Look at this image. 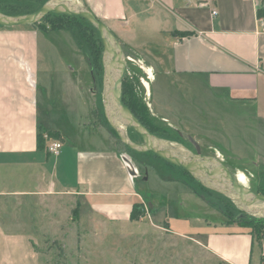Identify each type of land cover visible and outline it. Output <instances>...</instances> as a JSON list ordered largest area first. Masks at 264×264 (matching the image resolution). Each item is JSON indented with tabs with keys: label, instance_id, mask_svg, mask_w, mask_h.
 Returning a JSON list of instances; mask_svg holds the SVG:
<instances>
[{
	"label": "crops",
	"instance_id": "1",
	"mask_svg": "<svg viewBox=\"0 0 264 264\" xmlns=\"http://www.w3.org/2000/svg\"><path fill=\"white\" fill-rule=\"evenodd\" d=\"M84 1L137 60L147 62L155 80L160 73L175 77L176 90L178 85H183V91L201 89L206 100L221 98L244 107L264 104V32L259 25L264 20V0ZM57 31L61 30L0 26V264H57L39 246L35 220L25 216L45 222V229L58 236L59 242L54 243L58 252L62 247L67 252L66 264H103L107 257L115 264H145L142 257L135 263L126 258L123 262L119 256L122 248L126 253L132 249L137 231L104 227L132 224L133 204L142 208L146 203L112 138H103L106 134L102 132L97 143L78 142L95 80L86 56L76 52L74 40L65 41L68 54L59 65L47 51L41 57L42 38ZM182 32L193 34L179 36ZM57 76H61L58 82L63 83L60 87L66 96L63 99L60 94V101L73 104L64 113L73 110L81 119L72 135L50 125L56 117L51 103L60 88L53 86ZM77 104L89 106L87 113L79 112ZM162 119L178 126L167 116ZM41 128L57 130L60 135L44 134L43 149L37 146ZM52 140L62 143L57 155L46 150ZM75 207L81 214L89 212L77 221L88 222L90 228H73L71 223L77 222L71 216H81L70 215ZM64 222L75 244L69 251L72 241L64 234ZM204 229L202 233L201 229L191 233L168 230L193 250L200 245L219 264H264V239H255L249 227L223 220ZM164 232L161 241H153L163 245H155L161 252L166 245ZM138 235L143 237L144 232Z\"/></svg>",
	"mask_w": 264,
	"mask_h": 264
},
{
	"label": "rangeland",
	"instance_id": "2",
	"mask_svg": "<svg viewBox=\"0 0 264 264\" xmlns=\"http://www.w3.org/2000/svg\"><path fill=\"white\" fill-rule=\"evenodd\" d=\"M7 2L20 4L25 0ZM1 3L0 1V5H2ZM57 37L62 38V40H58ZM45 39L48 40L49 44L45 43ZM65 41L74 42L70 33L65 30L53 32L48 37L42 38L41 57L44 58L47 51V55L53 58L54 64L59 65L61 58L65 59L68 54ZM121 45L125 55L132 59L127 58L124 78L126 75L134 80L135 94L145 105L144 119L153 126L171 133V137L164 140L178 143L193 151L192 145L186 138L177 137L175 134L178 130L186 132L199 143L203 154L217 156L240 184L264 195V104L244 107L240 103L229 104L221 98L217 100L212 97V101L206 100V94L201 89L195 91L194 88H187L186 91H183V85H178L176 90L175 77H164L160 73L155 80V74H152L146 64L147 62L137 60V56L133 52L131 53L124 44L121 43ZM46 47L47 49H45ZM76 52L83 54L79 49ZM81 64L83 70H87L85 63ZM59 78L61 76L52 79L53 86L58 88L63 85V83L59 84ZM61 89L62 87L55 90L51 103L56 117L50 125L61 131L62 134L72 135L75 130L78 131L80 128L79 121L81 123V119L77 114H74L73 110L70 111L72 113H68L69 111L64 113L67 110L66 107L73 104L69 100L60 101V94L63 95V99L66 97ZM89 91L91 93H88L89 100L87 102L90 103V110L89 106L86 108L82 104L80 106L77 104L79 107L76 106L79 112L84 114L87 113L86 110H89L87 118H84L85 116H83L84 119L82 118V135H80L78 142L81 145L97 143L99 142V134L102 132L106 134L103 138H112L114 148L118 149L136 169L135 174L131 176L138 190L142 192L148 210L146 213L142 207L140 209L143 210L142 216H138L132 224H107L104 226L111 230L137 231L135 237L132 238L134 243L131 245V250L134 252L130 249L127 253L126 251L122 252V248L119 254L123 258V262L126 261V258L128 262L138 263V259L142 257L145 264H219L215 259L204 254L200 245L193 250L187 244L179 243L168 229L170 227L188 233L198 232L201 229L199 232L202 233L206 230L204 229L206 226L219 225L223 220L238 222L242 216L240 209L228 197L208 188L192 176L184 174L179 167L167 164L148 152L131 153L122 145L117 144L105 120L102 117L98 118L97 113H94L96 103L102 97L100 84L98 85L96 81L93 82ZM183 93H185L184 96ZM256 114L259 116L256 117ZM163 115L170 118L178 126L167 124L162 119ZM84 122L86 123L84 124ZM126 130L129 134L130 127H127ZM136 142H141V138H137ZM105 143L103 139V144L105 145ZM172 179H179L188 184ZM192 188L196 190L198 195L193 192ZM88 214L89 212L81 214L76 207L70 209V215H81L71 216L73 222L75 220L77 222L76 224L71 223L73 226L75 225L73 228L77 227L78 231L90 228L88 222L78 223L77 221L80 217L88 216ZM248 216L250 218V215ZM248 216L245 218L249 219ZM25 217L30 219L32 217L37 224H34V231L37 232L39 246L49 254L55 263L66 264L67 252L63 247L58 252V244L54 243L59 242L58 236L50 229H45V222H37L35 216ZM37 219L39 220V218ZM70 221L72 222L71 219L68 220V222ZM63 224L64 234L67 235L66 232L69 231V227L65 222ZM68 225L70 224L68 223ZM163 229L165 230L166 245L165 251L161 252V249L158 250L155 247L158 243H153V241L155 239L161 241L162 235L160 234L161 231H164ZM138 231L141 234L144 232V236L140 237ZM66 237L72 241L70 235ZM111 238L113 237L107 239L112 240ZM69 244L67 246L68 251L75 246L74 241ZM123 245L125 244L123 243ZM162 246L160 244L158 248H162ZM103 264H115V262L107 257V262Z\"/></svg>",
	"mask_w": 264,
	"mask_h": 264
},
{
	"label": "water",
	"instance_id": "3",
	"mask_svg": "<svg viewBox=\"0 0 264 264\" xmlns=\"http://www.w3.org/2000/svg\"><path fill=\"white\" fill-rule=\"evenodd\" d=\"M49 13L67 14L88 20L97 30L102 43V107L109 126L117 138L136 152H150L159 159L179 167L210 189L228 197L242 213L264 218V195L240 184L228 167L217 157L201 153L199 143L187 133L178 132L192 145L193 151L178 143L165 141L151 133L122 102V84L127 56L109 27L87 6L84 0H47L27 14L7 15L0 12V26L31 25ZM132 128L141 142L131 140L126 128ZM128 165L130 161L124 158ZM130 175L135 174L132 166Z\"/></svg>",
	"mask_w": 264,
	"mask_h": 264
},
{
	"label": "trees",
	"instance_id": "4",
	"mask_svg": "<svg viewBox=\"0 0 264 264\" xmlns=\"http://www.w3.org/2000/svg\"><path fill=\"white\" fill-rule=\"evenodd\" d=\"M0 1L2 2L1 3L2 5H0V12L7 14V15H19V14H27V13L35 11L47 0H25V2H22L20 4L17 2L19 0H12V1H16L17 4L7 2L11 0H0ZM31 25H34L43 31H50V30L68 31L71 37L73 38V40L75 41L78 49L86 56V59L89 63L94 80L97 82L98 85L100 84L102 88L103 47H102V43L100 41L96 28L88 20L78 17V16H72V15H67V14L49 13L48 15L44 16L38 22L31 24ZM184 33L193 34V32H182L181 34H178V35L181 36ZM121 99H122V102L133 112V114L137 117V119L151 133L155 134L156 136L162 139L171 137L170 132L164 129H159L153 126L152 124L148 123L144 119L143 116L145 113V105L139 100V98L135 94L134 80L132 78H129L126 75H125V78H123ZM94 113L95 114L97 113L96 116L98 118L102 117L105 120L106 124L109 126L107 119L105 118L104 112H103L102 97L99 99L98 103H96V110H94ZM109 131L111 135L116 139L117 144L122 145L123 148H126V150L130 151L131 153H137L136 151L125 146L117 138L114 130L110 126H109ZM44 134H46L47 137L58 138L60 136L57 130H45L44 128L39 129L38 134H37V146L39 149H43L45 147L44 145H45L46 138ZM175 134L177 137L180 136L177 131ZM129 136L131 140L135 142L137 138H140V136L132 128H130ZM148 153L153 155L150 152ZM154 156L155 155H153V157ZM182 172L184 174H188L184 170H182ZM172 180L176 181L179 179H172ZM179 181H182V180H179ZM182 182L185 184H188L185 181H182ZM192 190L194 193L198 195V193L196 192L194 188H192ZM140 206L141 205L136 204V203L133 204L131 215H130L131 220H136L138 216H142L143 210H140L142 209L140 208ZM249 219H252V220H249ZM249 219L245 218L244 220H242L239 218L238 223L242 226L249 227L251 230L250 233L253 235V237L259 241H262L264 239V218L250 217Z\"/></svg>",
	"mask_w": 264,
	"mask_h": 264
},
{
	"label": "built area",
	"instance_id": "5",
	"mask_svg": "<svg viewBox=\"0 0 264 264\" xmlns=\"http://www.w3.org/2000/svg\"><path fill=\"white\" fill-rule=\"evenodd\" d=\"M211 14L212 15H216L217 14V10L216 9H212L211 10ZM260 31L261 32H264V20H262L260 23ZM128 59L132 60L129 56H127ZM61 147H62V143L59 141V140H52V141H49L46 145V150L50 153V154H54V155H57L59 154L60 150H61ZM125 158V156H124ZM127 167L131 168L132 165H128L127 164ZM142 207L143 210H145V212L147 213L148 210H147V205L146 204H142Z\"/></svg>",
	"mask_w": 264,
	"mask_h": 264
},
{
	"label": "flooded vegetation",
	"instance_id": "6",
	"mask_svg": "<svg viewBox=\"0 0 264 264\" xmlns=\"http://www.w3.org/2000/svg\"><path fill=\"white\" fill-rule=\"evenodd\" d=\"M177 132H181V133H186V132H183V131H181V130H178ZM179 134V133H178ZM181 137H183V136H181ZM202 153V152H201ZM203 154V153H202ZM205 155H207V154H205ZM241 211V210H240ZM241 217H240V219H242V220H244L245 218H243V217H245V216H248V214H244V213H242L241 212ZM249 217V216H248ZM251 217V216H250ZM253 217H255V216H253ZM256 218H259V217H256Z\"/></svg>",
	"mask_w": 264,
	"mask_h": 264
}]
</instances>
